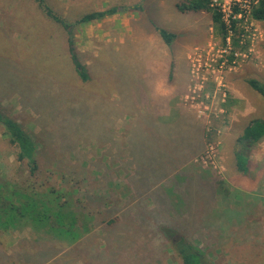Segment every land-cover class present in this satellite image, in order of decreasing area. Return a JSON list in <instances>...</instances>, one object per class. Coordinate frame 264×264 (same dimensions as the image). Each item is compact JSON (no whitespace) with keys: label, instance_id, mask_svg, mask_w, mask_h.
Returning <instances> with one entry per match:
<instances>
[{"label":"trees","instance_id":"obj_1","mask_svg":"<svg viewBox=\"0 0 264 264\" xmlns=\"http://www.w3.org/2000/svg\"><path fill=\"white\" fill-rule=\"evenodd\" d=\"M33 1L45 17L65 29L73 72L79 83L86 82L90 72L75 48L72 24L45 0ZM176 7L181 12L209 13L223 40L220 14L208 0H183ZM115 11V7L90 11L75 23L96 21ZM251 16L264 27V0L254 6ZM159 34L166 44H171L173 34L163 29ZM233 43L237 46V40ZM8 60L0 83L19 91L18 101L38 112L41 127L38 135L33 136L0 108L2 135L15 149L16 159L23 163L15 172L4 166L0 171V232L28 230V235L9 250L0 246V264H76L69 256L72 248L85 252L88 260L96 264H169V251L180 264H214L197 245L201 237L208 236L211 243L226 245L232 234L230 228L235 225L232 218L238 216L242 224L255 205L249 210L236 204L214 207L225 199L240 200L243 195L238 188L231 191L225 178L192 162V156L204 148L205 127L196 125L181 108L163 116L155 110L153 113L146 94L134 95L137 103L128 109L134 116V125L128 131L126 146L113 143L118 151L127 149L128 155L123 160L111 161L126 173L121 187L129 198L112 200L114 187L111 176H107L112 169L102 157L93 161L76 152L77 143L91 133L98 139H112L108 123L112 106L103 107L100 102L102 110L96 111L81 93L69 95L72 91L63 78ZM9 67L11 72L7 76ZM113 75L115 80L117 76ZM168 77L172 79L171 74ZM39 78L43 85L36 81ZM247 83L264 100V83L255 78H249ZM175 101L176 98L172 103ZM93 121L96 127L90 126ZM262 140L264 110L237 137L242 146L234 152L238 171H249L251 162L245 151ZM44 173L59 175L66 186L48 184L42 179ZM241 212L245 214L240 216ZM98 229L102 231L101 243L97 240ZM245 241L238 240L236 247H245ZM251 259L257 258L252 255Z\"/></svg>","mask_w":264,"mask_h":264},{"label":"rangeland","instance_id":"obj_2","mask_svg":"<svg viewBox=\"0 0 264 264\" xmlns=\"http://www.w3.org/2000/svg\"><path fill=\"white\" fill-rule=\"evenodd\" d=\"M45 1L72 24L75 48L81 62L88 66L90 78L82 84L78 82L67 52L65 29L45 17L33 0H0V58L3 64L0 74H6L3 70L8 67L10 58L28 69L63 78L72 91L69 95L81 93L95 110H102L99 109L100 102L103 107L112 106L108 114L112 139H98L91 133L76 146L77 153L93 161L102 157L112 169V173H107L114 187L112 200L129 198L121 187L125 184L126 173L118 170L111 161L123 160L128 155L127 149L118 151L113 143L126 146V122L134 120L128 109L137 103L134 95L152 96L156 109L161 108L160 104L172 112H177V106L182 108L196 125L207 130L204 148L192 156V162L225 178L231 191L238 188L243 195L240 200L225 199L221 204L215 203L214 207L236 204L249 210L251 205H255L242 224L238 216L232 218L235 225L230 228L232 234L226 245V242L221 246L213 244L208 236L201 237L197 245L214 264H264V140L252 144L245 151L251 162L247 173L235 168L234 157L235 150L242 149L237 142L242 129L250 120L259 118L264 110L263 98L247 83L249 78L264 83L262 23L255 22L258 37L247 45L246 57H238L233 65L219 66L222 40L210 14L179 11L176 4L183 0ZM95 5L102 6L103 9L99 10L115 7L117 17L113 19V15H107L89 23H75ZM160 29L173 34L171 44L162 40ZM157 63L163 66L153 69ZM10 72L9 67L7 76ZM168 72L173 74L171 81L162 82L157 76L153 89H150L149 82L154 75L167 76L169 80ZM113 74L117 76L115 80ZM36 81L43 85L41 78ZM0 89V108L33 136L38 135L41 127L38 112L18 101L17 89H7L3 83H0ZM175 98L177 106L172 103ZM82 119L80 121H84ZM90 126L96 127L95 121L90 122ZM79 127L84 128L83 125ZM1 131L0 126V171L7 167V170L15 172L23 167V163L16 159L15 149L6 142ZM42 179L56 187L66 186L56 174L48 176L44 173ZM243 212L240 216L245 214ZM96 231L99 233L97 240L101 243L102 231ZM221 233L224 235L223 231ZM27 235V229L2 231L0 246L9 250ZM242 238L246 240L245 247H236ZM166 255L169 264H180L171 251ZM252 255L258 260L251 259ZM69 256L75 259L76 264H96L77 248H72Z\"/></svg>","mask_w":264,"mask_h":264},{"label":"built area","instance_id":"obj_3","mask_svg":"<svg viewBox=\"0 0 264 264\" xmlns=\"http://www.w3.org/2000/svg\"><path fill=\"white\" fill-rule=\"evenodd\" d=\"M209 5L220 14L224 27L222 54L219 66L233 65L238 57H246L249 43L258 37V30L251 16V11L259 0H208ZM237 40V46L234 41Z\"/></svg>","mask_w":264,"mask_h":264},{"label":"crops","instance_id":"obj_4","mask_svg":"<svg viewBox=\"0 0 264 264\" xmlns=\"http://www.w3.org/2000/svg\"><path fill=\"white\" fill-rule=\"evenodd\" d=\"M103 9L102 8V6H97V5H95V7H94V9L92 10V11H96V10H98V11H100L99 9ZM111 15H113V19H115V16L117 15V13L115 14V12L114 13H112ZM117 17V16H116ZM120 23H123V22H120ZM163 66V64L162 63H157L156 65H154L153 67V69H155V68H161ZM153 69H152V71H153ZM161 73V72H160ZM169 73V72H168ZM157 76H159V78L160 79H162V82H169V81H171V80H167L168 78H167V76L166 77H163V76H160V75H154V77H152V79L150 80V89L152 88L153 89V85H154V83L156 82V77ZM172 78H173V74H172ZM166 95H162L161 97H165ZM152 97V96H151ZM150 97V95L149 96H147L146 98H148L149 99V101H150V104H151V111L153 112L154 110L156 111V114H159L160 116H163V115H165V114H169V110H168V108H163V106L160 104V106H161V108L160 109H156V108H154V105H153V102H152V98ZM176 106H177V101H175V102H173ZM177 109H179V107L177 106ZM182 109V108H181ZM183 110V109H182ZM154 113V112H153ZM133 121H130V123L129 122H126L127 124V129H128V131H129V129H130V127L131 126H133L134 125V123H132ZM243 130V129H242Z\"/></svg>","mask_w":264,"mask_h":264}]
</instances>
